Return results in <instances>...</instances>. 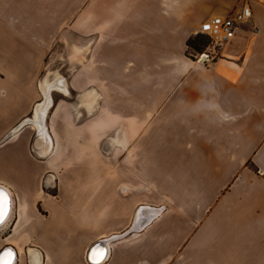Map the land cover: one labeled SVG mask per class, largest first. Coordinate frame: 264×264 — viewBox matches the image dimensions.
Listing matches in <instances>:
<instances>
[{
	"label": "crops",
	"instance_id": "obj_1",
	"mask_svg": "<svg viewBox=\"0 0 264 264\" xmlns=\"http://www.w3.org/2000/svg\"><path fill=\"white\" fill-rule=\"evenodd\" d=\"M242 5L250 20L212 62L187 55L190 37ZM57 44L86 57L69 86L91 88L82 102L97 101V143L122 155L117 171L116 150L95 145L91 222L82 187L75 200L45 191L84 130L72 108L51 104L48 141L30 124L9 134L33 114ZM1 135L11 208L0 253L13 251V264H84L85 237L94 238L86 264L97 242L107 248L101 264H264V0H0ZM117 202L140 207L136 230Z\"/></svg>",
	"mask_w": 264,
	"mask_h": 264
},
{
	"label": "rangeland",
	"instance_id": "obj_2",
	"mask_svg": "<svg viewBox=\"0 0 264 264\" xmlns=\"http://www.w3.org/2000/svg\"><path fill=\"white\" fill-rule=\"evenodd\" d=\"M120 46V45H119ZM76 47H66L62 45H54L51 47V51L47 55L43 68L41 70L40 76L37 80L36 86L38 88V83L40 80H42L46 75L49 79L54 77L55 75H60V77L64 78L66 87H67V94H63L57 91H51L50 92V98L52 101V104L55 102L62 100L66 102L73 110L74 114H77V120L82 125H85L84 127H81L84 130L80 131L79 136L73 135V137L67 141V147L69 148V154L67 157L61 158L60 164L58 166H63V172L60 174H56L57 178L54 180V178H51V188L48 187L45 191L49 194H55V191L57 189H60V193H66L68 192V197L72 200L76 199L77 190L76 188H83V214L85 218L91 222L92 216H93V199L96 197L99 193L96 184L100 181L98 174L95 172V167L98 166V157H97V148L99 147L100 150L107 154L109 150H116L115 156L111 158V161L116 163V166L118 165L119 161L122 160V155L120 154L118 147H111L107 148L106 141L101 142L100 144L97 143L96 133L93 130V127L91 126V118L93 114H95L97 110V101L95 102V106L88 110L86 106L83 104V95L90 91V87H86L83 91V93H76L70 88L69 81L71 80V76L73 73H75V70L82 66L83 64L86 65V57L80 58L79 60L76 59ZM90 48L85 47V55L89 53ZM187 55H189L192 58H195L196 53L187 49ZM107 58H109V54L106 53ZM108 64V63H107ZM117 65L120 68V71L123 73V66L124 61L123 59H118ZM108 67V66H107ZM107 67L105 70L108 72ZM106 72V73H107ZM123 78V77H122ZM123 80V79H122ZM41 95L39 92L38 95V101H40ZM37 101V102H38ZM50 110V109H49ZM48 110V112H49ZM47 112V113H48ZM33 115V114H32ZM31 113L27 115V117L32 116ZM27 123H21L18 124L15 127H19L18 130ZM120 127L117 128V130ZM13 129V128H12ZM11 129V130H12ZM10 130V132H11ZM17 130V131H18ZM116 130V131H117ZM9 132V134H10ZM7 137L2 136L0 137V143L3 142ZM77 140L80 144L77 143ZM81 145V146H79ZM97 148H96V146ZM76 147H82V156L83 157H76ZM57 166V167H58ZM122 166H117V171H121ZM118 175V174H117ZM50 178V176L45 175V178ZM118 177V176H117ZM46 181V179H44ZM117 182H122V180H119L117 178ZM78 183V186L76 184ZM67 189V190H66ZM79 192V191H78ZM120 195H123L120 188L117 189V198H120ZM146 194V193H145ZM144 195V194H143ZM81 195H79L80 197ZM133 196V195H132ZM117 208L123 210L125 208L126 213V219L132 221V227L131 230H136L135 228V221L137 213L140 210V207L131 206V209L129 206L124 207L123 203L117 202ZM122 215V214H121ZM112 240H115L112 238ZM94 241V238H87L85 237V248H84V254H83V260L84 264H86L85 261V252L89 245L92 244Z\"/></svg>",
	"mask_w": 264,
	"mask_h": 264
},
{
	"label": "built area",
	"instance_id": "obj_3",
	"mask_svg": "<svg viewBox=\"0 0 264 264\" xmlns=\"http://www.w3.org/2000/svg\"><path fill=\"white\" fill-rule=\"evenodd\" d=\"M250 18L251 12L247 5H242L238 10L227 15L214 16L201 32L209 39V42L200 53H196V60L202 63L212 62L218 55L219 49L229 44L237 30ZM2 255L3 253H0V257Z\"/></svg>",
	"mask_w": 264,
	"mask_h": 264
},
{
	"label": "bare ground",
	"instance_id": "obj_4",
	"mask_svg": "<svg viewBox=\"0 0 264 264\" xmlns=\"http://www.w3.org/2000/svg\"><path fill=\"white\" fill-rule=\"evenodd\" d=\"M39 88H40V91L42 92V95L41 94L40 95L43 98H42V100L40 102L38 101V103L35 105L34 110H33V115L30 118L25 119L23 121V123L30 124V126H32L33 128H35L38 131V135L40 137H42V139H44V141L45 140L48 141L47 133H46V130H45V125H44V119L46 117L45 115H46L48 109L50 108V106L52 104V101H51V98H50V92L51 91H57V92H60V93H63V94H67V91H66V86H65L64 79L62 77H60V75H55L51 79H49L48 76L46 75L40 81ZM86 97H87L86 99L91 101V99L89 98V95H86ZM18 128L19 127H14L11 130L10 134L11 135L14 134L18 130ZM10 208H11V200H10ZM10 208H9V212H10ZM148 211H151V210H148ZM8 215H9V213H8ZM95 248H101V249L105 250L106 251V256H107V248H106V246L103 243L100 242L98 244V246H96ZM13 254L15 255L14 252H13ZM87 256H88V253H87ZM88 263H90V262L88 261ZM0 264H5L3 259H0ZM90 264H92V262Z\"/></svg>",
	"mask_w": 264,
	"mask_h": 264
},
{
	"label": "snow or ice",
	"instance_id": "obj_5",
	"mask_svg": "<svg viewBox=\"0 0 264 264\" xmlns=\"http://www.w3.org/2000/svg\"><path fill=\"white\" fill-rule=\"evenodd\" d=\"M10 208V196L7 191L3 188H0V224L4 223ZM106 257V251L101 248H94L91 252L90 259L92 264H101V262ZM5 264H13L14 254L11 250H6L3 252L2 257Z\"/></svg>",
	"mask_w": 264,
	"mask_h": 264
},
{
	"label": "trees",
	"instance_id": "obj_6",
	"mask_svg": "<svg viewBox=\"0 0 264 264\" xmlns=\"http://www.w3.org/2000/svg\"><path fill=\"white\" fill-rule=\"evenodd\" d=\"M209 39L201 33H197L196 35H194L193 37H190L187 42H186V46L187 49L195 52V53H200L205 46L208 44Z\"/></svg>",
	"mask_w": 264,
	"mask_h": 264
},
{
	"label": "water",
	"instance_id": "obj_7",
	"mask_svg": "<svg viewBox=\"0 0 264 264\" xmlns=\"http://www.w3.org/2000/svg\"><path fill=\"white\" fill-rule=\"evenodd\" d=\"M99 243H100V242H97L96 244H94V245L91 247V249L89 250V252H88L87 260H88L90 263L92 262L91 259H90V254H91L92 250H93L96 246H98Z\"/></svg>",
	"mask_w": 264,
	"mask_h": 264
}]
</instances>
